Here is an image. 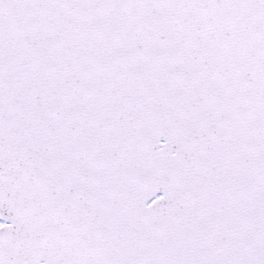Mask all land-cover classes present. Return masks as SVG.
<instances>
[{
    "label": "snow or ice",
    "instance_id": "6c2138e0",
    "mask_svg": "<svg viewBox=\"0 0 264 264\" xmlns=\"http://www.w3.org/2000/svg\"><path fill=\"white\" fill-rule=\"evenodd\" d=\"M0 264H264V0H0Z\"/></svg>",
    "mask_w": 264,
    "mask_h": 264
}]
</instances>
